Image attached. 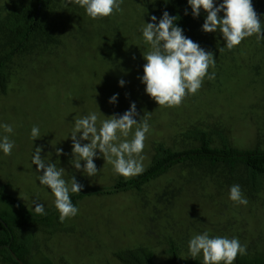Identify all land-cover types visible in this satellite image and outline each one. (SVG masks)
<instances>
[{"label": "rangeland", "instance_id": "374dc122", "mask_svg": "<svg viewBox=\"0 0 264 264\" xmlns=\"http://www.w3.org/2000/svg\"><path fill=\"white\" fill-rule=\"evenodd\" d=\"M50 2L43 18L48 35L33 36L28 47L12 57L8 78L0 81V125L13 127L11 134L0 128V140L9 135L15 142L10 156L0 150V191L32 213L33 200L38 199L46 212L37 219L21 216L22 221L14 226L17 241L13 244L19 254L9 253L30 264H125L117 253L145 249L153 252L158 264H168L171 243L176 244L183 259H193L189 240L207 231L210 237L238 238L247 246L249 257L264 259V178L260 179L261 187L254 188L246 168L237 167L232 173L225 165L214 168L184 163L167 169L140 189L93 194L134 178L114 173L113 166L97 150L94 163L100 171L94 177L86 175L82 192L87 196L76 206L78 215L61 222L55 197L40 184L32 164L37 147L48 156H57V148L72 154L74 118L92 112L99 120L122 115L133 102L139 112L138 122L145 113L149 116L143 172L155 163L162 149L177 152L200 148L203 142L198 132L209 134L215 147L264 150V41L258 43L253 35L229 51L219 31L202 30L206 15L197 17L186 36L215 54V67L209 68L215 79L205 78L198 93L188 95L181 106L159 107L141 80L146 63L143 53L150 46L140 29L152 22L153 15L158 22L164 11L172 16L185 13L191 9L187 0H124L123 13L95 20L68 0ZM252 2L264 22V0ZM38 3L0 0V60L12 51L17 40L15 29L23 17L22 22L28 23L27 16L34 13ZM121 79L124 86L119 84ZM116 94L117 102L109 103ZM33 126L41 133L35 141L31 139ZM24 150L30 152V166L26 168L20 164ZM67 176L70 183V170ZM235 184L241 186L248 200L246 206L229 198L230 187ZM14 206L0 197L2 215L7 212L15 217ZM102 208L106 214L101 219L98 213ZM8 218L4 215L0 220L7 222ZM3 258L0 256V264H8ZM196 259L203 260L202 253Z\"/></svg>", "mask_w": 264, "mask_h": 264}, {"label": "clouds", "instance_id": "9594fccd", "mask_svg": "<svg viewBox=\"0 0 264 264\" xmlns=\"http://www.w3.org/2000/svg\"><path fill=\"white\" fill-rule=\"evenodd\" d=\"M123 2L124 0H68L69 4L74 3L84 8L87 15L94 20L112 17L117 12L123 13ZM187 2L194 17H199L201 10L207 13L202 30L205 33L219 31L229 51L253 35L258 43L264 41V22L256 12L252 0H223L218 6L216 0ZM221 12L223 16L220 15ZM187 14L185 9V15ZM151 21L140 29L145 44L150 46L149 50L143 53L146 63L143 65L141 80L146 85V93L159 107H179L188 95L198 93L205 78L215 79L214 72L209 74V68H214L216 64L215 54L188 38L183 29L177 26V17L167 11L163 12L158 22L155 15L151 16ZM119 84L124 86L125 81L121 79ZM117 99L118 94L113 95L109 103L115 104ZM138 115L136 103L133 102L130 109L122 115L114 114L99 120L98 114L92 112L82 118H74L70 135L73 142V159L70 163L76 170H82L88 177H94L100 171L94 163L99 150L106 163L113 166L114 173L126 179L142 174L143 151L150 125L148 114L145 113L139 122L136 119ZM0 128L8 134L13 132V127L9 124H2ZM39 138L40 129L33 126L31 139L35 141ZM14 147L15 142L10 140L9 135H4L0 140V150L5 156H10ZM42 151L41 147L35 148L32 164L37 166L38 172H42L38 178L39 182L51 190L59 219L64 222L78 215L79 209L73 204L71 194L81 193L84 185L77 181L75 175L69 183L64 178L65 169L47 162L41 156ZM56 154L63 155V149L57 148ZM81 161L85 163L82 165ZM229 198L238 205L248 204L238 184L230 187ZM33 204L36 214L46 215L43 203L36 199ZM188 247L193 259L202 253L203 264H234L238 256L247 255V246L241 244L238 238L210 237L207 231L194 235L189 240Z\"/></svg>", "mask_w": 264, "mask_h": 264}, {"label": "trees", "instance_id": "16d2710c", "mask_svg": "<svg viewBox=\"0 0 264 264\" xmlns=\"http://www.w3.org/2000/svg\"><path fill=\"white\" fill-rule=\"evenodd\" d=\"M217 1H219L217 6L222 3L220 0H216V2ZM50 4V0H39L34 13L27 16L28 23L24 24L22 22L23 17L21 22L18 24V29H15L17 33V40L13 49L9 54L0 60V81H4L8 78V66L12 61V57L20 51L25 50L33 36H36L37 33L48 35V30L43 23V18L46 17V13L50 9ZM187 12V15H185V13L176 15L177 26L183 29L185 35L188 28L197 18L192 15V9L187 8ZM201 15H207V13L201 10L200 16ZM197 135L200 136V139L203 142L200 148L177 152L170 149H162L161 152L157 153L155 163L142 174L130 180L122 181L112 189L95 190L93 194L100 192L102 194L111 195L120 192H127L135 188L140 189L147 183L157 179L167 169L184 163H188V165L192 164V166L194 165L197 167H200V164H202L201 167H204L203 164H208L214 168L220 165H225L231 168L232 173H235L237 167L246 168L249 172V180L253 184L254 188L259 189L261 187L260 179L262 177L264 178V150H241L231 147L230 145L219 148L213 146L209 134L205 132H198ZM3 191L4 190L0 191V197H3L15 205L14 207L16 208L18 214L11 218L7 212H4L3 215L0 213V218H4V215L9 217L6 219L7 222H2L0 220V256L4 257L3 261L8 264H30V262H21L16 260L15 255H18L19 252L13 250V244L17 241L16 235L14 234V226L17 224L18 220L19 222L22 221L21 216H28L33 219H37L41 218L42 215L32 213L23 203L13 197L1 193ZM86 196L87 194H84L83 192L72 193L71 200L73 204L77 206L79 200ZM27 219L28 218L24 220L27 221ZM18 248L23 253L27 252L26 248L20 243H18ZM9 250H12L15 255L13 252L9 253ZM116 256L125 264H158L153 252L145 249L132 250L128 253H117ZM169 256L170 258L168 260V264H203V260L200 259H183L175 243H171ZM234 264H264V259L261 257L253 259L248 255H242L238 256V258L234 261Z\"/></svg>", "mask_w": 264, "mask_h": 264}, {"label": "crops", "instance_id": "0c3cea01", "mask_svg": "<svg viewBox=\"0 0 264 264\" xmlns=\"http://www.w3.org/2000/svg\"><path fill=\"white\" fill-rule=\"evenodd\" d=\"M39 123V121H38ZM41 125H44V121L41 120L40 121ZM152 137V136H151ZM87 143V141L85 142ZM29 156H30V152L28 150H24L21 152V158H22V162L20 163L22 165V167L26 168L27 166H30V163H29ZM41 156L42 158H45V160L47 162H52V163H55L56 166L59 168V167H62L65 169V173H64V178L69 181L70 178H68L67 176V171L70 170V173H71V177L73 175H75L77 181L83 185H85V177H86V174L82 171V170H76L75 167L70 163V161L73 159V156L72 154L69 156V155H66V154H63V155H60V157H57L56 155H50L48 156L47 153L45 151H42L41 152ZM85 162L84 161H81V164L83 165ZM14 165V164H13ZM148 167H149V163L147 164ZM147 167V168H148ZM35 168H36V171H37V166L35 165ZM42 173L41 172H38L37 171V177H39ZM93 209L90 210V213H92ZM102 219V217L104 216V214H106V212L104 211V209L102 208L99 213H98Z\"/></svg>", "mask_w": 264, "mask_h": 264}]
</instances>
